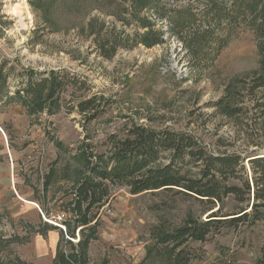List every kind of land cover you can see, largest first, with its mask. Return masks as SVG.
Masks as SVG:
<instances>
[{"label":"rangeland","instance_id":"rangeland-1","mask_svg":"<svg viewBox=\"0 0 264 264\" xmlns=\"http://www.w3.org/2000/svg\"><path fill=\"white\" fill-rule=\"evenodd\" d=\"M263 44L264 0H0V66L9 75V96L22 88L28 68L65 71L80 84L68 86L51 116H30L15 97L0 103L4 254L25 264H54L60 234L40 229L43 222L62 227L69 216L74 180L61 177L67 166L73 176L81 170L77 158L81 145L91 143L89 135L98 151L110 150V140L134 120L190 132L212 152L223 142L222 151L264 157V145L251 144L244 126L212 106L231 81L258 69ZM95 95L110 105L87 125L74 106ZM52 169L57 177L46 190ZM204 209L170 193L133 196L120 189L104 213L91 258L142 264L160 220L178 225L190 211L204 220ZM263 237L261 225L222 229L194 247L203 264L223 246L240 264H254Z\"/></svg>","mask_w":264,"mask_h":264},{"label":"trees","instance_id":"trees-1","mask_svg":"<svg viewBox=\"0 0 264 264\" xmlns=\"http://www.w3.org/2000/svg\"><path fill=\"white\" fill-rule=\"evenodd\" d=\"M260 52L258 69L231 81L223 97L212 104L228 121L244 126L251 144L258 147L264 145V44ZM4 70L5 66H0V103L3 99L11 102L15 97L30 116L54 115L68 86L79 84L77 78L65 71L28 68L22 75L26 80L22 88L9 96V75ZM109 103V99L95 95L82 99L74 110L88 125L98 119L100 108ZM93 139L89 135L87 141L91 143L80 147L77 159L82 163L81 170L73 176L67 166L61 177L62 181L74 180L67 208L69 216L62 223L65 229L46 222L40 229L43 235L51 231L60 234L54 264H110L108 259L92 260L90 248L98 241L104 213L120 189L133 196L170 193L194 199L205 207L204 220L192 211L178 225L160 220L150 232L152 245L142 264H203L196 254V244H206L222 229L264 227V157L256 151H222L224 144L220 142L212 152L190 132L154 128L134 120L126 125L122 137L110 140V150L98 151ZM56 177L57 172L52 169L44 182L46 190ZM4 221L0 211V228ZM7 244L0 238V264H25L4 254ZM207 264L240 263L237 253L223 246ZM254 264H264V237Z\"/></svg>","mask_w":264,"mask_h":264},{"label":"built area","instance_id":"built-area-1","mask_svg":"<svg viewBox=\"0 0 264 264\" xmlns=\"http://www.w3.org/2000/svg\"><path fill=\"white\" fill-rule=\"evenodd\" d=\"M43 217H44V216H43ZM44 219H45V217H44ZM59 227H60V228H62L63 230L65 229V227H64V226H62V227H61V226H59Z\"/></svg>","mask_w":264,"mask_h":264}]
</instances>
